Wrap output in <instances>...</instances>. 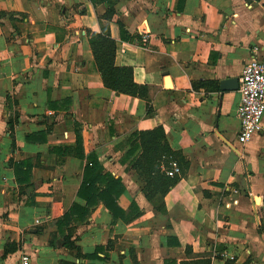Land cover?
Wrapping results in <instances>:
<instances>
[{
    "label": "crops",
    "instance_id": "0c3cea01",
    "mask_svg": "<svg viewBox=\"0 0 264 264\" xmlns=\"http://www.w3.org/2000/svg\"><path fill=\"white\" fill-rule=\"evenodd\" d=\"M101 31L150 112L103 84ZM254 50L264 0H0V264H264V120L238 144L220 89ZM157 129L180 173L147 199L131 150Z\"/></svg>",
    "mask_w": 264,
    "mask_h": 264
},
{
    "label": "trees",
    "instance_id": "16d2710c",
    "mask_svg": "<svg viewBox=\"0 0 264 264\" xmlns=\"http://www.w3.org/2000/svg\"><path fill=\"white\" fill-rule=\"evenodd\" d=\"M121 38L123 31L120 28ZM91 48L93 50V56L97 71L101 77V80L105 86L110 87L109 79L111 76L116 75L120 79H125L129 82L127 87V94L144 99L147 101V108L150 112V88L146 86H136L132 84V69L130 68H113L112 59L114 55V42L105 36L104 32L92 37ZM115 84V83H113ZM135 137L139 140V144L132 148L131 152L135 151L138 147H141L142 158L144 163L137 165V171L146 179L147 188H144L145 196L147 199H151L150 192L163 195L167 189L175 182L174 178H168L163 172H161V164L168 168L170 159L173 156L169 148L162 144L163 132L161 130H154L147 133L136 134ZM165 158L164 160H162ZM26 164V163H25ZM98 165L96 163L87 164L84 168V182L92 181V174L98 171ZM16 171V170H14ZM107 189V194L110 190H114L120 187L118 180H112ZM84 187V184L82 185ZM150 191V192H149Z\"/></svg>",
    "mask_w": 264,
    "mask_h": 264
},
{
    "label": "built area",
    "instance_id": "2783aa9c",
    "mask_svg": "<svg viewBox=\"0 0 264 264\" xmlns=\"http://www.w3.org/2000/svg\"><path fill=\"white\" fill-rule=\"evenodd\" d=\"M147 40V36H143L142 42ZM257 52L254 50L238 80L237 118L240 126L237 142L240 145H245L254 135L261 132L264 120V56L258 57ZM179 173L175 163L165 172L169 178H174ZM18 264H30V258L22 255Z\"/></svg>",
    "mask_w": 264,
    "mask_h": 264
},
{
    "label": "water",
    "instance_id": "95a60500",
    "mask_svg": "<svg viewBox=\"0 0 264 264\" xmlns=\"http://www.w3.org/2000/svg\"><path fill=\"white\" fill-rule=\"evenodd\" d=\"M166 81H167V79H166ZM237 88H238V80L237 79L225 80L220 85L221 90H236Z\"/></svg>",
    "mask_w": 264,
    "mask_h": 264
},
{
    "label": "rangeland",
    "instance_id": "374dc122",
    "mask_svg": "<svg viewBox=\"0 0 264 264\" xmlns=\"http://www.w3.org/2000/svg\"><path fill=\"white\" fill-rule=\"evenodd\" d=\"M144 163V161H142L140 164H138V165H141V164H143ZM140 175V174H139ZM142 179H144V177H142Z\"/></svg>",
    "mask_w": 264,
    "mask_h": 264
}]
</instances>
